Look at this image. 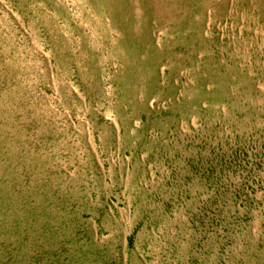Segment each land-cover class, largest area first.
Masks as SVG:
<instances>
[{
  "label": "rangeland",
  "instance_id": "374dc122",
  "mask_svg": "<svg viewBox=\"0 0 264 264\" xmlns=\"http://www.w3.org/2000/svg\"><path fill=\"white\" fill-rule=\"evenodd\" d=\"M0 264H264V0H0Z\"/></svg>",
  "mask_w": 264,
  "mask_h": 264
}]
</instances>
